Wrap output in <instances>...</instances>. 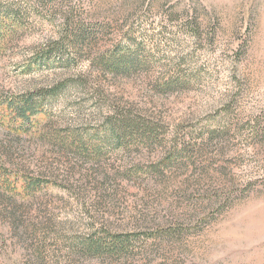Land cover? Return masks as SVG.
Segmentation results:
<instances>
[{
    "label": "rangeland",
    "instance_id": "rangeland-1",
    "mask_svg": "<svg viewBox=\"0 0 264 264\" xmlns=\"http://www.w3.org/2000/svg\"><path fill=\"white\" fill-rule=\"evenodd\" d=\"M0 21V264H264V0Z\"/></svg>",
    "mask_w": 264,
    "mask_h": 264
},
{
    "label": "trees",
    "instance_id": "trees-1",
    "mask_svg": "<svg viewBox=\"0 0 264 264\" xmlns=\"http://www.w3.org/2000/svg\"><path fill=\"white\" fill-rule=\"evenodd\" d=\"M2 21H0V28H2ZM120 60L118 59H114V58H106L105 60H103V66L105 69H107L108 71H112V72H117L119 71L124 65L123 62H119ZM125 64V62H124ZM25 111V110H24ZM28 111V110H26ZM25 111V112H26Z\"/></svg>",
    "mask_w": 264,
    "mask_h": 264
}]
</instances>
